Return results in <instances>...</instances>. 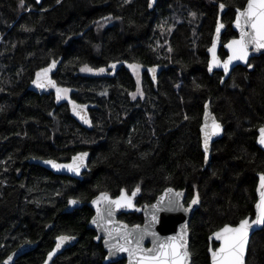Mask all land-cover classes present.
Wrapping results in <instances>:
<instances>
[{"label": "trees", "instance_id": "trees-1", "mask_svg": "<svg viewBox=\"0 0 264 264\" xmlns=\"http://www.w3.org/2000/svg\"><path fill=\"white\" fill-rule=\"evenodd\" d=\"M246 2L0 0V261L29 243L36 247L14 264H42L54 239L67 235L76 243L52 264H103L106 252L87 229L93 211H63L70 199L86 203L139 187L138 206L166 188L184 190L186 204L198 195L189 251L192 264H209V235L253 216L257 174H264V153L255 144L264 124V54L220 84V72H207L205 53L220 6L225 43L235 36V10ZM107 17L116 23L103 24ZM219 56H226L223 49ZM53 61L48 74L69 90L59 100L54 91L32 90L37 72ZM115 62L161 72L155 85L144 72L137 85L123 67L110 77L81 72ZM73 101L87 108L89 127L74 117ZM206 102L223 136L204 166L199 126ZM82 151L89 152L82 180L30 162H67ZM119 219L142 222L136 213ZM246 264H264V227L250 240Z\"/></svg>", "mask_w": 264, "mask_h": 264}, {"label": "water", "instance_id": "water-1", "mask_svg": "<svg viewBox=\"0 0 264 264\" xmlns=\"http://www.w3.org/2000/svg\"><path fill=\"white\" fill-rule=\"evenodd\" d=\"M34 1L36 3L42 2V0H34ZM223 12H224V9L221 8L220 6L219 13H218L216 23H215V27L213 30L211 43H210V46L205 51L207 58H208L207 72L210 75L213 74L214 72H220L222 74L220 84H223V82L228 79L233 69H235L238 66L246 67L251 59L259 57L264 54V49H260L257 51V50H254L250 46L247 61L245 62V61H240V60H233V62L229 65V71L227 73L224 72V69L222 66L223 62L227 61L228 56L231 55V51L230 49L226 47V45L229 42H231L233 39L239 38L240 30L235 26V20H236V15H237V9H236L234 19L231 23V29L236 34V37L231 38L226 43H222L221 39H222L223 33L225 32V25L221 21ZM221 24L223 25V27L221 28L220 33L217 34V31H216L217 27ZM213 43L216 44V49H215L216 60L217 62H219L221 66L219 67L213 66V70L209 71V66L213 62V55L209 51V49L212 48ZM220 49H223L226 54L225 58L223 59H221L219 56ZM113 65H115L114 68L112 67ZM122 65H126V63H122ZM120 66L121 64L117 62L109 63L106 69L108 71H111L112 73H116L117 70L120 68ZM144 70L146 71L151 83L155 85L157 83V78L161 72V69L158 66H150V67H146ZM48 78L52 80L50 74H48L47 77H44V75L41 76V82L46 85L43 88L37 87V85L33 82L32 83L33 90L36 92H41V93L49 92L51 86L47 85ZM34 81H36V78ZM54 91H56L55 88H54ZM75 112L80 121H85V119H87L88 117V110L86 107L81 108L77 106ZM206 112L209 114L207 118L205 117ZM81 116H83L85 119H81ZM213 119L220 126L218 130H214L212 128ZM206 124L208 125V127H205ZM262 127H264V124L257 129L255 144L264 153V144H261L259 142V136H260L259 129ZM199 134H200L201 151L204 154V166H206L210 160L211 147L213 143L220 140L223 136V126L220 122H218L215 119V116L212 114L209 102H206L204 104L201 124L199 126ZM206 139H207V150H205V140ZM82 153H87V156L83 158L82 166L79 168L78 174L75 171H69L67 168L56 169V168H53L50 164L44 163V161L51 160V161H55L57 164L71 165L73 163V157H77ZM88 161H89V152L87 151L76 153L67 162H58L53 159L30 160L31 163L36 164L40 166L41 168H44L45 170L51 172L54 175L68 177V178H72L75 180H82L83 173L88 171ZM77 163H79V161ZM261 174H257V184L255 188L256 201L254 204L253 216L246 217L247 219H249L250 222L256 219V215L258 212L256 205L261 201V196H260V191H261L260 175ZM169 189H171V192L168 191ZM123 191L127 193L125 190ZM102 193H105V192H102ZM131 193L130 194L127 193V195L131 197ZM177 193H179L180 195L177 196L176 195ZM100 194L101 193L97 194L94 198H92L89 202H86V203H82L78 200L70 199L63 212L69 213L75 209H80L83 206H87L93 211V215L87 224V229L93 230L96 233V237L94 241L96 243H101L102 247L104 248L106 252L103 264L117 263L121 261H123L124 264H137V261L142 260L143 257L147 254L146 250L154 249L159 243L167 240L170 237H174V236L175 237L182 236L186 240L187 242L186 246H187V251L189 253V256L186 258L185 264H192V257L189 251V224H190V221L195 211L198 209L199 204H200L199 197H198V203L192 204V200L196 198L197 195H194L192 199L185 205L186 192L184 190H175L174 188H166L165 190H163L161 194L157 196V198L151 204L145 205V206H137L136 199L139 196V191H138L134 197H131L132 199L131 206H123L120 208H115V206H113L112 216L105 217L104 219H100L99 217H97V207H99L101 211H103L105 204L103 201H101L99 205L93 203L94 200H97V198L100 197ZM120 195H121V192L118 196L112 199H116ZM109 197L111 196L109 195ZM73 200L76 201V203L74 204L70 203V201H73ZM169 201H174L175 204L173 206H170ZM129 213L130 214L132 213L140 214L142 216V223L130 226L127 223L119 220L120 215L129 214ZM153 217H155V219H153ZM94 218L97 219V223L95 224L92 222ZM239 222L236 225H238ZM137 226H139V228H137ZM263 227H264V224H252V227L249 229L247 243L245 245L244 254L242 257L243 264H246L247 251H248L249 243H250L252 236L255 233L262 230ZM51 228H52V224L47 227V230ZM138 231L144 232V239L140 241L139 245H137L135 242L126 244L125 240L123 239L124 235H126L127 233H134ZM215 232L210 234L208 237L207 254L209 257V264H213L212 252L210 251V249L216 250L221 245V241L216 240L213 235ZM109 233H111V235H109ZM58 237H69L70 239L61 242L58 240ZM58 237L54 239L53 241L54 245L52 249L47 253L42 264H52L53 260L58 255H60L64 250L71 248L77 241V239L72 236L60 235ZM57 243H61V247L59 249L56 248ZM214 243L216 244V247H213ZM121 245H123L125 248L132 249L133 250L132 255H129L128 251L119 250V247ZM35 247H36V244H29V243L22 244L18 248H16L13 252H11L6 258L0 261V264H5V261H7L8 264H14L15 261L19 257H21L25 253L30 252ZM53 252H54V255H52L51 259H49V253H53ZM10 256L12 257V260H8V257Z\"/></svg>", "mask_w": 264, "mask_h": 264}, {"label": "snow or ice", "instance_id": "snow-or-ice-1", "mask_svg": "<svg viewBox=\"0 0 264 264\" xmlns=\"http://www.w3.org/2000/svg\"><path fill=\"white\" fill-rule=\"evenodd\" d=\"M223 7L224 6L221 5V8ZM235 26L240 30V36L238 39H233L226 45V47L230 49L231 55L228 56L227 61L223 62L222 66L225 73L229 71V65L233 60L247 61L250 46L257 51L264 49V0H247L243 9L238 8ZM222 27V24L217 27V34L220 33ZM215 49L216 44L213 43L212 48L209 49L213 55V62L209 66V71L213 70V66H221L216 60ZM55 66L56 62L53 61L48 68L42 69L41 72H37V79L34 81L37 87L43 88L46 86L41 82V74L43 73L44 77H47L48 73L55 68ZM112 67L114 68L115 65ZM130 67L135 70L137 66L130 65ZM81 71L91 72L93 69L85 66ZM98 71L103 72L105 69H99ZM47 85L56 89L58 100L61 98V94L66 96L69 91L68 89L57 87L55 81L50 78L47 79ZM133 98H135V94H133ZM72 103L74 105L73 110L76 111L75 102L73 101ZM79 107L83 108L84 106ZM208 115L209 114L206 112L205 117L207 118ZM81 119L85 118L81 116ZM85 122L88 123L86 119ZM205 127H208V125L206 124ZM212 128L214 130L220 128L219 124H217L214 119L212 121ZM259 132V142L264 144V127L260 128ZM205 150H207V139L205 140ZM85 156H87V153H82L77 157H73V163L71 165L57 164L55 161L51 160L44 161V163L50 164L56 169L67 168L69 171H75L78 174ZM78 161L79 163H77ZM260 189L261 201L256 205L258 212L254 221L250 222L249 219L245 218L241 220L238 225L226 224L223 228L213 234L216 240L221 241V245L218 249H210L212 252L213 264H243L242 257L247 243L249 229L252 227V224H264V174L260 175ZM139 190V187H137V189L131 193V197H134ZM168 191L171 192V189ZM176 195L179 196L180 194L177 193ZM131 197L123 190L121 191V195L116 199H112L107 193H101L100 197L93 201V203L97 205H99L101 201L105 204L103 211L97 207V217L100 219L111 217L113 214V206H115V208L131 206ZM70 203L74 204L76 201L73 200L70 201ZM196 203H198V195L192 200V204ZM174 204V201H169L170 206H173ZM153 219H155V217H153ZM92 222L94 224L97 223V219L94 218ZM137 228H139V226H137ZM109 235H111V233H109ZM68 239L70 238L58 237V240L61 242ZM123 239L126 244L135 242L139 245L140 241L144 239V232L138 231L127 233L124 235ZM186 244L187 242L182 236L170 237L159 243L154 249L146 250L147 254L142 260H138L137 264H185V260L189 256ZM60 247L61 243H57L56 248L59 249ZM119 250L128 251L129 255H132L133 251L132 249L125 248L123 245L119 247ZM52 255H54V252L49 253V259H51ZM8 260H12V257H8ZM5 264H8V262L5 261Z\"/></svg>", "mask_w": 264, "mask_h": 264}, {"label": "flooded vegetation", "instance_id": "flooded-vegetation-1", "mask_svg": "<svg viewBox=\"0 0 264 264\" xmlns=\"http://www.w3.org/2000/svg\"><path fill=\"white\" fill-rule=\"evenodd\" d=\"M109 18H111V17H109ZM224 34V33H223ZM235 34V33H234ZM236 37V34H235V36L233 37V38H235ZM226 43V42H225ZM225 58V57H224ZM122 63H126V62H121L120 64H121V66L120 67H123V68H125L126 70H128L129 72H130V74L133 76V78H134V80H135V82H136V84L137 85H139V81H140V77H141V74L144 72L145 74H146V76H147V78H148V75H147V73H146V71L144 70L145 68H143L142 70L137 66L136 67V69L135 70H133V68H131L130 67V65H122ZM119 70V69H118ZM103 72H105L106 73V75H108L109 77L110 76H112V75H115L116 73H112L111 71H108L106 68H105V71H103ZM136 74L138 75V78H137V76H136ZM51 76V75H50ZM36 79H37V77H36ZM32 90H33V85H32ZM34 91V90H33ZM50 91H54V88L53 87H50ZM35 93H37V94H39L40 96H41V92H36V91H34ZM55 93H56V91H54ZM56 95H57V93H56ZM61 97H66L65 95H63V94H61ZM77 107V106H76ZM74 108V107H73ZM73 114H74V117L77 119V121L79 122V123H81L82 125H84V126H87V127H89L90 125H91V120H90V116H89V113H88V117H87V121H88V123H86L85 121H80L79 120V118L77 117V115H76V112L73 110ZM262 126V125H261ZM260 126V127H261ZM140 192V191H139ZM128 193V192H127ZM131 193V192H130ZM130 193H128V194H130ZM196 195V194H195ZM118 196V195H117ZM116 197V196H115ZM111 198H114V197H112L111 196ZM138 198V197H137ZM192 199V198H191ZM190 199V200H191ZM189 200V201H190ZM188 201V202H189ZM187 202V203H188ZM136 205H137V199H136ZM185 205H186V203H185ZM138 206V205H137ZM130 214V213H129ZM129 214H122V215H129ZM132 214H134V213H132ZM137 214V213H136ZM122 215H120L119 216V218L122 216ZM120 220V219H119ZM142 223V222H141ZM140 223V224H141ZM129 225V224H128ZM135 225V224H134ZM130 226H132V225H130ZM213 247H216V244L214 243L213 244Z\"/></svg>", "mask_w": 264, "mask_h": 264}, {"label": "rangeland", "instance_id": "rangeland-1", "mask_svg": "<svg viewBox=\"0 0 264 264\" xmlns=\"http://www.w3.org/2000/svg\"><path fill=\"white\" fill-rule=\"evenodd\" d=\"M111 23H116V20L113 19L112 17L111 18L107 17V18L103 19V24H111ZM117 24L121 27V24L119 22H117ZM81 72H82V74L89 75V76H98V75L103 74V72L95 71V70H93L91 72H88V71H81ZM136 76L138 78L137 74H136Z\"/></svg>", "mask_w": 264, "mask_h": 264}]
</instances>
